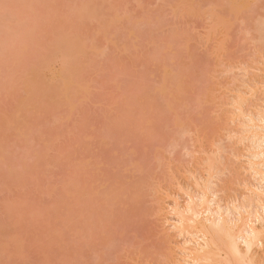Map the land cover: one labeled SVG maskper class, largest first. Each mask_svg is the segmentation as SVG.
<instances>
[{"label": "rangeland", "instance_id": "1", "mask_svg": "<svg viewBox=\"0 0 264 264\" xmlns=\"http://www.w3.org/2000/svg\"><path fill=\"white\" fill-rule=\"evenodd\" d=\"M0 20L4 264H172L184 241L173 228L175 199L188 202L215 167L220 199L247 193L242 181L253 180L246 157L237 159L246 149L228 133L239 129L238 92L264 81V0H0ZM68 36L81 66L69 90L61 85L69 62L49 54ZM33 65L59 103L28 108L21 129L16 110ZM261 83L249 98L258 106ZM148 94L154 108L140 115L136 102Z\"/></svg>", "mask_w": 264, "mask_h": 264}, {"label": "bare ground", "instance_id": "2", "mask_svg": "<svg viewBox=\"0 0 264 264\" xmlns=\"http://www.w3.org/2000/svg\"><path fill=\"white\" fill-rule=\"evenodd\" d=\"M82 7L83 8H82V10L80 8L81 12L79 11L78 15H79V18H81L82 20H85L84 18H87L85 16H88L91 10H89V11L87 10L89 8V6L85 5ZM0 22H1V20H0ZM74 40H75V37H70V36L65 37L60 41V42H62L63 45H60L61 43H59V41L56 40L55 41L56 44H54L55 45L54 48L56 50L54 48H52V49H54V51L52 49H51L52 52H51V50L49 51V52H51L49 54L52 56H55L58 51L61 52L62 54H64V56H65L64 58L66 59L67 63L69 62V64H70V65L68 64L69 65L68 68L66 70H64L66 74L65 73H64V75L62 74L63 79H62V84H61L64 88H66L68 90L73 86V82H74L73 80L76 79V77H75L76 72L79 70V68H81V66L79 65L80 59H77V60L75 59L73 62L71 61V57L73 56V54H71L70 51H75L76 46H77ZM32 69H33L34 73H32L31 75H28L26 77L27 84H26V87L24 88V90H25L24 92L27 91L28 96L26 98H23L22 100H20L18 102L19 103L18 106L19 105L20 106H19V109L16 110V112H18V114H21V122H20V127L22 126L21 129L26 128L27 125L29 124L28 120H30V118H28V116L25 115V113L27 114L31 110H35L36 111V112L34 111L35 113L39 112L38 106L42 107V103H45V101H46V104L51 103L55 106L59 103L58 102L59 95L55 91L56 90L55 86L53 84L48 83L47 80L44 79V76H46V75H45V73H43V71H45L43 66L38 67L36 65H33ZM259 69L261 70V68H259ZM62 75H61V77H62ZM257 78H258V75H257ZM244 82H242V83H244ZM261 82H259L258 84H260ZM255 83L257 84V82H255ZM255 83L253 81L252 85H255ZM258 84L256 85L257 87L259 86ZM261 84H263V85H261L263 87L264 81ZM261 86H260V88H261ZM248 87H251V85H248ZM257 87L252 86V89L254 90V88H255V90L252 91L251 92L252 94L250 93V95H248V96H247V93L249 91H251L252 89L249 90L247 93H246V91L244 92L241 89L242 91L238 92L239 93V95L237 96L238 98L236 97V100L237 99L238 100L236 101L233 99L234 102L233 103L231 102L232 104L237 105V106L234 105V106H236L235 109L233 108V110L235 111V112L233 111V114L235 113L236 115L234 114L231 116H233V117L235 116L233 119V122H236L235 124H237L236 126H239V127H237L239 129H234L232 131L229 130L231 132L228 131L229 132L228 134L232 133L233 137L237 139L236 142L238 141L239 144L243 145L244 146L243 148L246 149V151L244 150L245 152L243 153V151L241 152L240 151L241 149L239 148L240 149L239 150L240 155H238L239 153L238 154L236 153L237 159H239L238 157H240V156L246 157V160H244V161L242 160L243 162L246 161V163L248 164L247 168H244V170L247 169L246 172H248L250 170L249 171L250 177L252 178V179L251 178L250 179L253 181H250V180L248 181V179H245V181L244 180L242 181L247 186V187H244L245 186L244 185L242 187L245 189L247 188L246 189L247 193L243 192L245 194L244 197H243V193H241L242 199L240 197L239 198L236 197L235 196L236 194H234L233 196H235V198L231 197L232 199L230 198V200H228V198H229V196H228V198H227L228 202L225 203L226 200L223 201V199H220V197L218 196V191L220 190V188L218 187L219 190L217 191L215 189V182L211 179L212 177L215 176L214 174L217 173V172L216 173L213 172V170H217V169H215L216 167L212 168L215 165H213L214 162H211L213 160L210 158V163H212V165L209 163L210 165L208 164L209 165L208 168H210L212 166L211 168L213 170H211V172H209L210 169H209V171H207L210 175L209 176L208 173H206L209 176V178L205 177L204 180L202 179L203 183H201V180H200V182L199 181L197 182L198 176L197 177L194 176V177H196L195 179H197V180H195V182L198 183V185H199L198 187H201L202 189L199 188L200 190L199 189H198L199 191L197 190L198 191L197 194H195L196 193L195 192L196 190H195L194 191L195 193H193L195 195H193L192 193L187 194L188 197H190V198H189V201L186 200L188 202H186L184 204L182 202H180L178 199H175V197H178L177 195L175 197L173 196L174 197L173 199H175L174 200L175 203L173 202V204L175 206H174V208L172 207V209H173L172 211L174 212V215L178 217V219L175 220V224L173 222V224H174L173 228H175L176 231L179 232L178 233L179 236L184 237V241H182V242L177 240L181 245L180 246L179 243L177 244L181 247V251L179 250L181 256H176L178 258H175V259L171 258L172 260H175L174 261L175 264H264V100L262 98L259 99V100H262L260 102H263L262 103L263 105L261 104L260 106L255 105L256 102H254L253 103L254 107L256 106L255 109L252 108L253 106L249 105V101H250L249 98H251V95L254 94ZM260 88H259V90H260ZM40 89L48 90L49 93L46 94L45 90L44 91L41 90L42 91V93H41ZM256 92H255V94H256ZM44 93H45V95H44ZM32 96H35V98L37 100H40L41 104L35 105V103H36V101H35V103H33V105H31V103L34 102V100H35L34 98L33 99L30 98ZM28 97H29V100L31 99V101H32L31 103L28 100ZM140 97H141L142 101L139 102V99L137 102L135 101L136 102V106H135L136 109L137 110L139 109L138 111H140V109H141V111L138 114H140V113L143 114V112L145 113L146 108L148 107L149 104L152 106V108H154V105H155L154 102H156V99H157V97L155 95L153 96L151 94H148L147 96L145 95V97H143V96H140ZM132 99H134V98H132ZM253 99H255V98L253 97ZM256 100L258 101V99H256ZM128 101H131V100H128ZM247 102H248V106H250V107H247ZM250 102H251V105H253L252 101H250ZM138 104H140V105L138 106ZM28 105H29V107H28ZM30 107H31V110H30ZM28 108L30 111L27 110ZM42 108H43V111L46 110L44 107H42ZM40 110H42V109L40 108ZM126 111H127V109H126ZM230 111H229V113H230ZM41 112L42 111H40V113ZM128 112H129V110H128ZM128 114H130V113H128ZM151 122H152V120L151 121L149 120L148 123L150 124ZM20 127L15 128V133L20 131ZM4 134H6V133H4ZM8 134H6V135H8ZM233 137H231V138H233ZM233 140H235V139H233ZM217 148L215 149V153H216ZM219 149L221 150V148H219ZM236 151H238V150H236ZM212 155H213V153H212ZM219 155L217 154V155H213V156H219ZM239 161H241V160H239ZM233 163H235V161ZM218 171H220V168ZM194 173L196 174V172H194ZM210 173H212V174H210ZM219 174L220 173L218 172L216 175L219 176ZM215 177H217V176H215ZM202 178H203V176H202ZM181 187H183V186H181ZM185 188L187 189V187H185ZM185 188H183V189H185ZM68 192H70V191H68ZM187 192H188V190H187ZM241 192H242V190H241ZM87 193L90 194V192H87ZM237 196H238V194H237ZM68 199L69 198H66V195H64L63 198L61 197L59 202L63 201V205L61 203V206L65 205L69 210L72 211L73 203L70 204L68 202ZM92 199H94L92 202H91V200L88 202H90L91 204L94 202V204H95L96 198H92ZM222 201L225 204L222 203ZM84 205L85 204H83V206ZM80 206L83 207L82 203L80 204ZM100 209L106 210L103 207L99 206L98 215H99L100 211L103 212V210H100ZM106 212H107V210H106ZM106 214H105V216H106ZM101 216L98 219H101L100 221L101 222L104 221L103 223H105L104 213L101 214ZM90 221H91V219H90ZM96 224L97 223L95 222V220L92 219V222H90L88 224V226H89L88 228H90V229L97 228L98 226H96ZM83 228H84V226L82 227L81 230H83ZM87 229H86V231H87ZM168 232L169 231H167V233ZM1 234H2V236H1ZM3 234H4V231L1 232V230H0L1 242H3V238L6 236V233H5V236ZM84 234H85V232H84ZM179 236L176 238H179ZM87 237H88V234H87ZM91 237H90V239H91ZM170 237H171V235L169 236V238ZM169 238H168V241H170ZM172 239H171V242L174 241V239H173V241H172ZM1 244L3 245V243H1ZM1 244H0V247L1 248L4 247V245L1 246ZM167 247H169V245ZM174 248H176V247H174ZM0 253H1V255H3L2 251ZM1 255H0V258L2 257ZM170 256L172 257V255H170ZM3 258H4V255H3ZM2 260L3 259L1 258L0 262H1V264H4L3 263L4 261H2ZM172 260H171V263L173 264ZM168 263H170V262H168Z\"/></svg>", "mask_w": 264, "mask_h": 264}]
</instances>
